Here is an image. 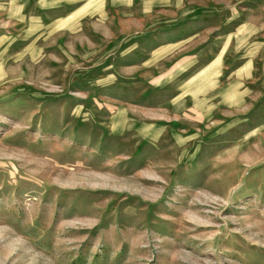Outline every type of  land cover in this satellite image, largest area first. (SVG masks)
<instances>
[{"label":"rangeland","instance_id":"rangeland-1","mask_svg":"<svg viewBox=\"0 0 264 264\" xmlns=\"http://www.w3.org/2000/svg\"><path fill=\"white\" fill-rule=\"evenodd\" d=\"M0 264H264V0H0Z\"/></svg>","mask_w":264,"mask_h":264}]
</instances>
